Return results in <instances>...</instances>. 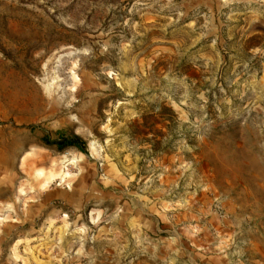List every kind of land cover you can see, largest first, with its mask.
Instances as JSON below:
<instances>
[{
  "label": "rangeland",
  "instance_id": "obj_1",
  "mask_svg": "<svg viewBox=\"0 0 264 264\" xmlns=\"http://www.w3.org/2000/svg\"><path fill=\"white\" fill-rule=\"evenodd\" d=\"M0 264H264V0H0Z\"/></svg>",
  "mask_w": 264,
  "mask_h": 264
},
{
  "label": "trees",
  "instance_id": "obj_2",
  "mask_svg": "<svg viewBox=\"0 0 264 264\" xmlns=\"http://www.w3.org/2000/svg\"><path fill=\"white\" fill-rule=\"evenodd\" d=\"M51 143L57 145L58 148H64L67 146H75L81 150L85 149V142L78 135H72L70 137H62L57 140L52 141Z\"/></svg>",
  "mask_w": 264,
  "mask_h": 264
},
{
  "label": "bare ground",
  "instance_id": "obj_3",
  "mask_svg": "<svg viewBox=\"0 0 264 264\" xmlns=\"http://www.w3.org/2000/svg\"><path fill=\"white\" fill-rule=\"evenodd\" d=\"M51 93V92H50ZM53 100V99H52ZM23 143L21 142L19 145H22Z\"/></svg>",
  "mask_w": 264,
  "mask_h": 264
}]
</instances>
